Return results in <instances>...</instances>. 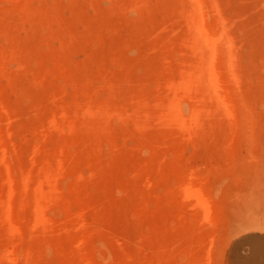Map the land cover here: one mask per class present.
I'll list each match as a JSON object with an SVG mask.
<instances>
[{"label":"rangeland","instance_id":"obj_1","mask_svg":"<svg viewBox=\"0 0 264 264\" xmlns=\"http://www.w3.org/2000/svg\"><path fill=\"white\" fill-rule=\"evenodd\" d=\"M165 1L89 0L122 67L85 0H0V264H264V0Z\"/></svg>","mask_w":264,"mask_h":264},{"label":"bare ground","instance_id":"obj_2","mask_svg":"<svg viewBox=\"0 0 264 264\" xmlns=\"http://www.w3.org/2000/svg\"><path fill=\"white\" fill-rule=\"evenodd\" d=\"M84 1V0H83ZM86 1V4H87V6H86V10H85V15H84V18L83 19H81V20H79V21H77L76 19L75 20H70L69 22H68V27H67V29L68 30H70V32L73 34H71L72 36H73V38L74 39H76V37H78L79 35L81 36L82 34H84V38H83V40L81 41L80 39H76L77 40V43L76 44H78L79 46H80V44H82L83 43V45L81 46V48L84 46L85 48H89V44L92 42V43H94L95 42V44L99 47L98 48V51H96V53H94L93 55H91V56H88L89 57V59H87V61H88V63L91 65V64H95V63H97V60L99 59L98 57L100 56V57H105V58H107V59H109V61L111 62H109V64H112L113 66H120V65H122V67H123V64H124V62H125V58H123V57H120L119 55H117V57L115 56L116 54H114V56H113V54H112V52L111 51H113L114 50V47H116V46H114V44L116 43H113L114 42V40H112V39H110L109 40V42L107 43V44H105V43H103V41L102 40H100V38H99V35L97 36V34L100 32V29L101 30H103V28H104V24L107 22L103 17V19H100V18H98V17H94L90 22H89V0H85ZM110 1V0H109ZM169 1H171V0H169ZM160 2V1H159ZM161 3V2H160ZM159 3V4H160ZM28 4H30V2L29 1H27V4L24 6V10H26V16L28 17V18H31V20L33 19V15H34V13H32L31 12V16L29 15H27V13H29V5ZM95 4V3H94ZM97 4V3H96ZM147 5V4H146ZM156 5V4H155ZM172 4H171V2L169 3L168 2V0H166L165 2H164V4H163V9L165 10V14L168 16V20L169 21H172L173 20V22H174V18L178 15V14H176L177 13V10L175 9V7H172L171 6ZM134 6V5H133ZM97 8V7H96ZM156 8V7H155ZM155 8H154V11H156L155 10ZM178 8V7H177ZM159 9V8H158ZM158 9H157V11H158ZM92 10V6L90 7V11ZM142 10V9H141ZM145 10V9H144ZM139 11V10H138ZM92 12V11H91ZM145 12V11H144ZM159 12V11H158ZM164 12V11H163ZM162 12V14H164ZM140 14V13H139ZM161 14V15H162ZM164 14V15H165ZM64 15H65V12H64ZM94 15V14H93ZM160 15V14H159ZM160 15V16H161ZM164 15H162L163 17H164ZM176 15V16H175ZM44 16H45V12H44ZM92 16V15H91ZM109 16H110V14H109ZM151 16V15H150ZM155 16V14H153V17ZM162 16L161 17H158V20L160 21L161 20V18H162ZM39 17V16H38ZM173 17V18H172ZM79 18V17H78ZM82 18V17H81ZM165 19H167V18H165ZM25 20V19H24ZM38 20L40 21V26H34L33 27V30L35 29V28H37V30H39V27H42V26H44V25H47V28L48 29H50V30H54L53 28H54V21L53 20H51L50 22L51 23H48V21L46 20V19H44L42 16L41 17H39L38 18ZM157 20V19H156ZM163 20H164V18H163ZM28 21V20H27ZM149 21V20H148ZM148 21H145V23L146 22H148ZM162 21V20H161ZM165 22H166V20H164ZM23 22V21H22ZM25 22V21H24ZM23 22V23H24ZM28 23H31V21H28ZM32 23H34L33 21H32ZM155 23V20H154V22H153V24ZM158 23V22H157ZM171 23V22H170ZM26 24H27V22H26ZM58 24V23H57ZM59 25V24H58ZM57 25V26H58ZM105 25H107V24H105ZM109 25L110 24H108V27H109ZM130 25V24H129ZM128 25V26H129ZM159 25V24H158ZM165 25V24H164ZM25 26V25H24ZM153 26V25H152ZM151 26V27H152ZM163 26V25H162ZM177 26V25H176ZM107 27V26H106ZM120 27V26H119ZM126 27V26H125ZM156 27V26H155ZM155 27H153V28H155ZM43 28V27H42ZM46 28V27H45ZM112 28V27H111ZM130 28V27H129ZM153 28H150V30L151 29H153ZM57 29V28H56ZM113 29H115V28H113ZM47 30V29H46ZM125 30V29H124ZM48 31V30H47ZM143 31H145L144 29H143ZM131 32V31H130ZM133 32V31H132ZM151 32V31H150ZM51 33V32H50ZM120 33V32H119ZM137 33V32H136ZM152 33V32H151ZM156 33V32H155ZM157 33H159V32H157ZM90 34V35H89ZM111 34V33H110ZM109 34V35H110ZM148 34V33H147ZM153 34V33H152ZM86 35V36H85ZM144 35V34H143ZM146 35V34H145ZM156 35V34H155ZM70 36V35H69ZM90 36V37H89ZM97 36V37H96ZM111 36H113V35H111ZM117 36V35H116ZM134 36V35H133ZM148 36V35H147ZM157 36V35H156ZM167 36V35H166ZM220 36H222V35H220ZM71 37V36H70ZM82 37V36H81ZM80 37V38H81ZM121 37V36H120ZM131 37H132V35H131ZM151 37V36H150ZM153 37H154V35H153ZM72 38V37H71ZM98 38V39H97ZM124 39H125V37H123ZM141 38V37H140ZM145 38V37H144ZM143 38V39H144ZM158 37H156V39H157ZM160 38H161V35L159 36V39H157V41L159 42V40H160ZM224 38V37H223ZM92 41H91V40ZM119 39H121V38H119ZM225 39V38H224ZM47 40V39H46ZM140 40V39H139ZM164 40V44H163V46L161 47V45L159 44V46L161 47V48H159L160 50L162 49L164 52H165V54H169L170 52L169 51H171V52H174V51H178L177 49H175V47L174 46H176L175 45V43H174V40L172 39H167V40H165V39H163ZM162 40V41H163ZM220 40H221V37H220ZM226 40V39H225ZM224 40V41H225ZM78 41H81V43L79 44V42ZM89 41H91V42H89ZM120 41V40H119ZM136 41H138V40H136ZM151 41V40H150ZM149 41V42H150ZM155 41V40H154ZM157 41H155V42H157ZM221 41H223V39L221 40ZM51 42V41H50ZM152 42V41H151ZM154 42V43H155ZM138 43H139V46H143L142 45V42H139L138 41ZM141 43V44H140ZM153 43V42H152ZM159 43H162L161 41L159 42ZM224 43V42H223ZM226 43V42H225ZM117 44H118V41H117ZM145 44H146V42H145ZM73 45V44H72ZM78 45H75V46H78ZM132 45V44H131ZM138 45V44H137ZM137 45H136V47H137ZM147 45V44H146ZM146 45H145V47H146ZM156 45V44H155ZM224 45H226V44H224ZM53 46V45H52ZM120 48H121V46L120 45H118ZM150 46H152V45H150ZM154 46V45H153ZM158 46V47H159ZM54 47V46H53ZM95 47V46H94ZM72 48V47H71ZM76 48V47H75ZM79 48V47H78ZM126 48H128L127 46H126ZM134 48H135V46H134ZM155 48V47H154ZM153 48V49H154ZM157 48V47H156ZM229 50H230V48L229 47H227ZM53 49H55V48H53ZM77 49V48H76ZM118 49V48H117ZM116 49V50H117ZM136 49V48H135ZM138 49H139V47H138ZM226 49V48H225ZM84 50V49H83ZM91 50V49H90ZM123 50L124 51H126L124 48H123ZM128 50H132V48L131 49H128ZM137 50V49H136ZM142 50V49H141ZM150 50H151V48H150ZM158 50V49H157ZM227 50V49H226ZM85 51V50H84ZM91 51H93V50H91ZM138 51V50H137ZM228 51V50H227ZM114 52V51H113ZM122 52V51H121ZM128 51H126V56H128V53H127ZM154 51H152V53H153ZM158 52V51H157ZM160 52V51H159ZM63 53V52H62ZM132 53V52H131ZM130 53V54H131ZM142 53V55H143V51L141 52ZM175 53H177V52H175ZM229 53V52H228ZM64 54V53H63ZM88 54V53H87ZM112 54V55H111ZM124 54V53H123ZM157 54V53H156ZM156 54H155V56H156ZM161 54H162V52H161ZM161 54L159 53V55H160V57H161ZM227 54V53H226ZM230 54V53H229ZM79 55V54H78ZM78 55H76V56H78ZM83 54H81V56H82ZM150 55V54H149ZM173 55L174 54H172V55H170L171 57H173ZM65 56V55H64ZM139 56V55H138ZM166 56H169V55H166ZM175 56V55H174ZM233 56V55H232ZM79 57V56H78ZM77 57V58H78ZM84 57V56H83ZM85 57H86V55H85ZM84 57V58H85ZM150 57H151V55H150ZM159 57V56H158ZM227 57H228V55H227ZM67 58V57H66ZM71 58L72 59H74V60H70L71 62L72 61H74L73 63L74 64H76V63H78V61H80V59L77 61V62H75V60H76V58L74 57H72L71 56ZM83 58V59H84ZM141 57H139V59H140ZM148 58H149V56H148ZM165 58V57H164ZM164 58H162L163 60H165ZM191 58V57H190ZM233 58V57H232ZM235 58V57H234ZM154 59V58H153ZM161 59V60H162ZM194 59V58H193ZM69 60V59H68ZM104 60V59H103ZM106 60V59H105ZM126 60H129V57H128V59L126 58ZM131 60H134L133 61V63L131 64V65H135V67H136V65H137V67L138 68H140L139 66V61L138 60H135V59H131ZM143 60H145V59H143ZM151 60V59H150ZM162 60V61H163ZM170 60V59H169ZM191 60H192V58H191ZM203 59H199V62L200 61H202ZM230 60H232V59H230ZM230 60H228L227 61V64L229 65V63L228 62H230ZM158 62L160 61V60H157ZM171 62H172V59L170 60ZM198 61V60H197ZM99 63H101L102 64V61L100 62V61H98ZM128 62V61H127ZM157 62V63H158ZM161 62V61H160ZM159 62V63H160ZM198 62V63H199ZM69 63V62H68ZM98 63V64H99ZM141 63V62H140ZM167 63H169V61H167ZM202 63H203V61L201 62V65H202ZM70 64V63H69ZM81 64V63H80ZM84 64V63H83ZM97 64V65H98ZM106 64V63H105ZM108 64V65H109ZM160 64H163V63H160ZM197 64V63H196ZM200 64V63H199ZM199 64H197V65H199ZM76 65H79V63L78 64H76ZM107 65V64H106ZM73 66V65H72ZM81 66V67H80ZM101 66V65H100ZM144 66V65H143ZM75 66H73V68H74ZM79 67H80V69L82 68V64L81 65H79ZM79 67H78V69H79ZM96 68H97V66H95ZM199 67H200V65H199ZM227 68H228V66H226ZM64 68V67H63ZM70 68V67H69ZM73 68H70V69H73ZM92 68H94V65H93V67ZM95 68V69H96ZM102 68V67H101ZM109 68H110V66H109ZM113 68V67H112ZM115 68V67H114ZM128 68H130V67H128ZM137 68V69H138ZM145 68V67H144ZM150 68H152V67H150ZM226 68V69H227ZM86 69V68H85ZM84 69V66H83V70H85ZM121 69V68H120ZM133 69H135L136 70V68H133ZM179 69V68H178ZM184 69V68H183ZM77 70V69H76ZM83 70H82V72H83ZM112 70V69H111ZM126 70V69H125ZM130 70V69H129ZM146 70H148L147 68H146ZM151 70V69H150ZM165 70H166V68H165ZM180 70H181V68H180ZM224 70H225V68H224ZM71 71H73V70H71ZM81 71V70H80ZM79 71V72H80ZM92 71V70H91ZM96 71V70H95ZM99 71V70H98ZM102 71H105V70H102ZM102 71H100L101 72V74H102ZM108 71V70H107ZM141 71V70H140ZM176 71H177V69H176ZM184 71H185V69H184ZM226 71H228V70H226ZM225 71V72H226ZM68 72V71H67ZM74 72H75V70H74ZM88 72V71H87ZM109 72V71H108ZM132 72H133V70H132ZM146 72V71H145ZM173 72V71H172ZM171 72V73H172ZM179 72V71H178ZM70 73V72H69ZM104 73V72H103ZM107 73V72H106ZM118 73V72H117ZM130 73V72H129ZM128 73V74H129ZM149 73V72H148ZM163 73V72H162ZM167 73V72H166ZM170 73V72H169ZM226 73H228V72H226ZM66 74V73H65ZM77 74V73H76ZM75 74V75H76ZM78 74H82L81 72L80 73H78ZM77 74V77L79 76ZM115 74H116V72H115ZM126 74V73H125ZM135 74H137V72L136 73H134L133 75H135ZM182 74L184 75V73H181V75L180 76H182ZM67 75V74H66ZM72 75V74H71ZM74 75V76H75ZM83 75V74H82ZM85 75V74H84ZM94 75V74H93ZM119 75H120V73H119ZM119 75H117V76H119ZM130 75H132V74H130ZM163 74H161V76H162ZM167 75V74H166ZM170 75V74H169ZM226 75V74H225ZM227 75H229V73L227 74ZM231 75V74H230ZM68 76H70V74H68ZM73 76V75H72ZM105 76V75H104ZM113 76V75H112ZM116 76V75H115ZM174 76V75H173ZM84 77V76H83ZM98 77V76H97ZM108 77V76H107ZM129 77V76H128ZM136 78H137V76H135ZM75 78H76V76H75ZM85 78V77H84ZM99 78V77H98ZM104 78V77H103ZM109 78V77H108ZM113 78H115V77H113ZM136 78H134V79H136ZM8 80H9V78H7ZM79 79H81L82 80V76H81V78L79 77ZM86 79V78H85ZM84 79V80H85ZM89 79V78H88ZM88 79H86V80H88ZM95 79V78H94ZM128 79V78H127ZM229 79H231V78H228L227 80H229ZM76 80V79H75ZM78 80V79H77ZM97 80V82H98V80H100V79H96ZM103 80V79H102ZM106 79L104 78V81H105ZM111 80H112V78H111ZM128 80H130V78L128 79ZM133 80V79H132ZM18 81V80H17ZM104 81H102V82H104ZM108 81V80H107ZM136 81H138V78H137V80ZM150 81V80H149ZM154 81V80H153ZM23 82V81H22ZM69 82H70V80H69ZM96 82V81H95ZM96 82V83H97ZM102 82H101V86L100 87H102ZM109 82V81H108ZM112 82V81H111ZM116 82H117V80H116ZM51 83V82H50ZM68 83V82H67ZM113 84L115 83L114 82V80H113V82H112ZM117 83H119V81L117 82ZM126 83V82H125ZM124 83V84H125ZM128 83H130V82H128ZM134 83H136V82H134ZM143 83V82H142ZM149 83V82H148ZM153 83V82H152ZM151 83V84H152ZM171 84H172V82H170ZM72 84V83H71ZM93 84V83H92ZM112 84V85H113ZM121 84V83H120ZM150 84V83H149ZM153 84H155V83H153ZM21 85V84H20ZM98 85V84H97ZM111 84H109V86H110ZM130 85V84H129ZM157 85V84H156ZM158 85H159V83H158ZM72 86V85H71ZM88 86V85H87ZM104 86V85H103ZM137 86V85H136ZM173 86V85H172ZM231 86H232V84H231ZM29 87V86H28ZM28 87H26V88H28ZM83 87V86H82ZM94 87V86H93ZM99 87V89H97L96 91L98 92V93H100V95L101 94H103L102 96H104L105 94H107V89H104L103 87L102 88H100ZM113 87V86H112ZM115 87V86H114ZM144 87V86H143ZM142 87V88H143ZM233 87V86H232ZM84 88L85 87H83V90H84ZM140 88V87H139ZM141 88V89H142ZM147 88H149V87H147ZM155 88V87H154ZM86 89H88V88H86ZM86 89L84 90V91H86ZM109 89H110V87H109ZM113 89V88H112ZM111 89V90H112ZM116 89H117V85H116ZM134 89V88H133ZM146 89V88H145ZM151 89H152V86H151ZM150 89V90H151ZM81 90V89H80ZM94 90V89H93ZM107 90V91H106ZM115 90V89H114ZM114 90H113V92H114ZM138 90V89H137ZM136 90V91H137ZM232 91H233V88L231 89ZM23 91V90H22ZM82 91V90H81ZM88 91V90H87ZM126 91H128V90H126ZM131 91V90H130ZM133 91V90H132ZM143 92H145L144 90H142ZM154 91V90H153ZM178 91V90H177ZM188 91V90H187ZM234 91L236 92L237 90H235V88H234ZM69 92V91H68ZM108 92H110V90L108 91ZM148 92V91H147ZM156 92V91H155ZM235 92H234V94H235ZM66 93V92H65ZM83 93V92H82ZM88 93V92H87ZM89 93H90V91H89ZM88 93V94H89ZM112 93V92H111ZM154 93V92H153ZM157 93H160V92H157ZM237 93V92H236ZM51 94V93H50ZM125 94V93H124ZM128 94V93H127ZM155 94V93H154ZM161 94V93H160ZM173 94H175V96L176 95H178V94H176V92H173ZM76 95V94H75ZM85 95H87V94H85ZM98 95V97H100L99 96V94H97ZM96 95V96H97ZM114 95H116V94H114ZM142 95H144V94H142ZM149 95V94H148ZM169 95V94H168ZM167 95V96H168ZM236 95V94H235ZM17 96V95H16ZM29 96V95H28ZM92 96H93V94H92ZM101 96V97H102ZM126 96V95H125ZM166 96V97H167ZM65 97V96H64ZM90 97H91V95H90ZM105 97H106V95H105ZM114 97V96H113ZM122 97H124L123 95L121 96V98ZM136 97V96H135ZM153 97V96H152ZM92 98V97H91ZM116 98V97H115ZM130 98H132V96L130 97ZM151 98V97H150ZM149 98V100H151ZM154 98V97H153ZM161 98V97H160ZM176 98V97H175ZM179 97L177 96V99H178ZM142 99V98H141ZM162 99H163V97H162ZM92 100V99H91ZM95 100V99H94ZM105 100V99H104ZM107 100V99H106ZM105 100V101H106ZM147 100V99H146ZM148 100V101H149ZM93 101V100H92ZM92 101H90V102H92ZM117 100H115V102H116ZM172 101V100H171ZM176 101H178L179 102V99L178 100H176ZM97 102V101H96ZM104 102V101H103ZM113 102V101H112ZM121 102H123V101H121ZM121 102H119L120 104H121ZM126 102H128V101H126ZM72 103V102H71ZM95 103V102H94ZM117 103V102H116ZM135 103V102H134ZM98 103H95V105H97ZM105 104V103H104ZM103 104V105H104ZM110 104V103H109ZM115 103H113L112 105H114ZM100 105V104H99ZM99 105H97V106H99ZM102 105V106H103ZM117 105L118 104H116V107H117ZM149 105V104H148ZM168 105V104H167ZM61 106V105H60ZM101 106V105H100ZM100 106H99V108H100ZM120 106V105H119ZM91 107V106H90ZM104 107V106H103ZM113 107V106H112ZM94 108H96V106L94 107ZM98 108V107H97ZM129 109H130V107H129ZM78 110V109H77ZM100 110V109H99ZM99 110H97V111H99ZM124 110V109H123ZM146 110H147V106H146ZM160 110V109H159ZM104 111V110H103ZM161 111V110H160ZM144 112V111H143ZM149 113V112H148ZM123 114V113H122ZM120 115V114H119ZM142 115V114H141ZM144 115V114H143ZM170 115V114H169ZM75 117V116H74ZM147 117V116H146ZM153 117V116H152ZM140 118V117H139ZM76 119V118H75ZM74 119V120H75ZM93 119V118H92ZM142 119V118H141ZM53 121V120H52ZM73 121V120H72ZM106 121V120H105ZM101 122H103V121H100L99 123H98V125L100 126V124H101ZM138 122V121H137ZM154 122V121H153ZM152 122V123H153ZM52 123V122H51ZM176 123V122H175ZM87 124V123H86ZM138 124V123H137ZM73 125V124H72ZM82 125H84V124H82ZM89 125V124H88ZM132 125V124H131ZM134 125V124H133ZM150 125V124H149ZM164 125H166V123L164 124ZM99 126H98V128H99ZM128 126V125H127ZM33 127V126H32ZM84 127H85V125H84ZM101 128H102V126H100ZM108 127V126H107ZM129 127H131V126H129ZM137 127V126H136ZM162 127V126H161ZM98 128H96V129H98ZM126 128V127H125ZM167 128V127H166ZM68 129H69V127H68ZM93 129V128H92ZM107 130V129H106ZM127 130V129H126ZM130 130V129H129ZM166 130V129H165ZM97 131V130H96ZM95 131V132H96ZM99 132V131H98ZM108 132V131H107ZM106 132V133H107ZM117 132V131H116ZM115 132V133H116ZM167 132V131H166ZM87 133V132H86ZM91 133V132H90ZM93 133V132H92ZM100 134L99 135H101L102 133L101 132H99ZM113 134V135H118L119 137H120V135H119V132L118 133H116V134ZM124 133V132H123ZM138 133H139V131H138ZM141 133V132H140ZM22 134V133H21ZM130 134V133H129ZM136 134V133H135ZM145 134H147V133H145ZM30 135V134H29ZM98 135V136H99ZM108 135V134H107ZM122 135V137H123V135L124 134H121ZM134 135V134H133ZM148 135V134H147ZM93 136H94V134H93ZM98 136H96V137H98ZM117 136V137H118ZM164 136H166V135H164ZM102 137V136H101ZM111 137V138H110ZM109 138L110 139H112V137L113 136H110ZM116 137V138H117ZM200 138V137H199ZM86 139H88V136H87V138ZM86 139H84V140H86ZM96 139V138H95ZM101 139V138H100ZM108 139V138H107ZM115 139V138H114ZM122 139V138H121ZM138 139H139V137H138ZM146 139H147V137H146ZM90 140V139H89ZM92 140V139H91ZM109 140V139H108ZM135 140H137V139H135ZM140 140V139H139ZM143 140V139H142ZM190 140V139H189ZM80 141V140H79ZM87 141V140H86ZM104 141V140H103ZM143 141H145V140H143ZM168 141V140H167ZM130 142V141H129ZM138 141H136L135 143H137ZM140 142V141H139ZM83 143H85V142H83ZM87 143H88V141H87ZM86 143V144H87ZM91 143V142H90ZM105 143H106V141H105ZM128 143V140H127V142H123V144H124V150H125V147H127V146H125L126 144ZM112 145H113V143H111ZM85 145V144H84ZM83 145V146H84ZM90 145V144H89ZM115 145V144H114ZM129 145H130V143H129ZM137 145L139 146H142L141 144H138L137 143ZM86 146V145H85ZM119 146H120V144H119ZM131 146V145H130ZM58 147H59V145H58ZM113 147V146H112ZM116 147H118L117 146V144H116ZM29 148V147H28ZM136 148V147H135ZM140 149V148H139ZM54 150V149H53ZM120 150V149H119ZM133 150H136V149H133ZM132 150V151H133ZM131 151V149H130V152H132ZM53 152V151H52ZM125 152H126V150H125ZM134 152V151H133ZM120 153H122V152H120ZM127 153H129V150H128V152ZM137 153V152H136ZM125 154V153H124ZM141 154V153H140ZM126 155V154H125ZM124 156V155H123ZM114 157H116V154H115V156ZM119 158V157H118ZM122 158V157H121ZM124 159V158H123ZM115 161H116V159H115ZM131 161V160H130ZM132 162V161H131ZM90 164V163H89ZM90 166V165H89ZM128 166V165H127ZM121 167V166H120ZM129 168H131L130 167V165H129ZM110 170V169H109ZM130 173V172H129ZM127 175V174H126ZM130 175V174H129ZM119 176V175H118ZM117 177V176H116ZM124 178V177H123ZM81 180V179H80ZM89 198V197H88ZM110 223V222H109ZM7 224V223H6ZM4 225V224H3Z\"/></svg>","mask_w":264,"mask_h":264}]
</instances>
